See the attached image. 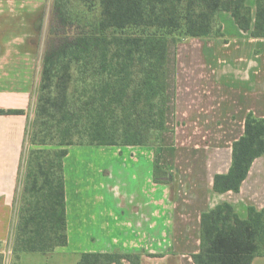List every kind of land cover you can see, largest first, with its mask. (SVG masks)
Instances as JSON below:
<instances>
[{
	"label": "crops",
	"instance_id": "obj_1",
	"mask_svg": "<svg viewBox=\"0 0 264 264\" xmlns=\"http://www.w3.org/2000/svg\"><path fill=\"white\" fill-rule=\"evenodd\" d=\"M54 2L0 0V109L23 110L0 114V264H22L32 253L50 257L53 264H78L83 252L115 251L139 253L141 264H150L147 255L156 256L147 254L149 247L161 248L160 262L153 264H194L203 212L224 201L241 218L248 217L251 206L264 208V153L252 163L239 191L213 190L215 174L231 166L233 142L243 135L247 115L264 117V37H252L230 12L220 11L224 36L186 37L195 42L178 43L172 76L168 43L165 130L175 132L176 146L187 149V154L166 157L158 153L163 147L158 144L109 146L107 171L98 180L96 162L87 165L89 158L82 157V165L74 168L69 148L64 158L68 244L50 253L22 252L16 258L14 243L30 151L26 132L36 112L44 57L37 39L45 34L44 13ZM246 3L254 21L256 0ZM191 47L212 54L205 67H198L182 84L186 68L181 72L180 68L187 66L182 51ZM228 84L236 106H209L211 97L226 99ZM156 168L162 181L154 179ZM168 173L172 178L163 181ZM55 255L61 261H55ZM252 264H264V257H256Z\"/></svg>",
	"mask_w": 264,
	"mask_h": 264
},
{
	"label": "trees",
	"instance_id": "obj_2",
	"mask_svg": "<svg viewBox=\"0 0 264 264\" xmlns=\"http://www.w3.org/2000/svg\"><path fill=\"white\" fill-rule=\"evenodd\" d=\"M99 1L94 21L98 34L74 25L71 0L54 2L14 243L16 258L22 252L50 253L68 244L64 158L70 146L157 143L153 139L164 132L168 109L164 31L222 37L218 14L228 11L243 31L264 37V0H256L254 21L246 0ZM132 27L143 32L108 33ZM18 113L23 110L0 109V114ZM263 153L264 117L249 113L243 135L233 142L231 166L215 174L213 190L239 191ZM157 169L154 179L159 182ZM256 257H264V208L251 206L248 217L241 218L224 201L202 213L194 264H252ZM125 262L141 264V255L83 252L78 264Z\"/></svg>",
	"mask_w": 264,
	"mask_h": 264
},
{
	"label": "rangeland",
	"instance_id": "obj_3",
	"mask_svg": "<svg viewBox=\"0 0 264 264\" xmlns=\"http://www.w3.org/2000/svg\"><path fill=\"white\" fill-rule=\"evenodd\" d=\"M55 7H56L55 3L48 4V6H47L48 10L44 13V18L46 17V19L44 20V23L46 24L45 34H43V36H40V40H39V38L37 39V41L40 42L41 45L44 47V53H45V48H46V45L48 42L49 26H50L51 20L53 21V19H54V14L56 13ZM70 13L74 18V21H75L74 25L76 27H77V25H80L81 30H84V31L89 32V33H95V34L100 33L99 29L96 27V23L94 22L95 19H97V15L100 14V1L99 0H71ZM74 30H75V28H74ZM58 32H59V34H62V31L59 30ZM142 32H143L142 29L135 28V27L126 28V29H122V30L111 29L108 31L109 34L110 33H113V34H134V33L135 34H141ZM164 32H165V35L167 36V42L169 43V48H170V51H169V53H170V56H169L170 57V66H171L170 67V73L172 76V74H173L172 62L176 58L178 43H187V42H195V41H194V39L192 40L191 38L186 39V37H183L178 32H173L171 34H169L167 31H164ZM19 37L22 38V36H20V35H19ZM49 38H50V36H49ZM187 49H184L182 51V55L185 56L182 58V60H184V63L187 64V66L184 67L182 65L180 68V72L182 71L183 68H186V70L182 71V73H183L182 74V76H183L182 84H186L187 79H189V78L192 79V76L195 75L198 67L199 68L202 67V69H203V67H205L204 61L207 62L206 59L209 58V54H212L211 51L207 50L206 48H202V47L196 48V49L191 47L190 50H187ZM43 59H44V57H43ZM187 70H188V72H187ZM171 85H172V83L170 84V86ZM184 92H185V89L182 92V95L184 94ZM186 94H187V92H186ZM234 96H235V93L232 90L231 86L228 84L226 99L222 100L219 98H212L211 97L208 99V105L209 106L213 105V103H220V104L223 103V105L227 106V107L236 106L235 105V98H233ZM251 101H254V100H251ZM35 116L32 119V121L28 124V127H27L25 143L27 146L26 149L28 151L32 147V144L30 142V138L32 135ZM174 134H175V132L170 131V128H168L163 133H161L160 135L155 136V138L153 139V142L157 141L156 144H158L160 146L163 145V147L159 148L158 153L163 154L166 157H171V158H173L176 153H181L183 155L187 154V149H183V148L179 149L176 146ZM126 146H130V145H126ZM131 146H135V145H131ZM69 148H72V151H71L72 158L75 160V162H73L71 164L74 168L78 167L77 164L82 165L79 162V160H80L79 158L88 157L89 160H88L87 165H90V163H93V165H95L94 162H96L97 173L99 172V176L97 175L98 180L101 178V174L103 172L105 173L107 171V169H106L107 162H105V161L111 155V149L109 146L80 145V146H73V147L70 146ZM26 153H28V152H26ZM89 161H91V162L89 163ZM88 169H91V168L89 167ZM92 171H95V166H93ZM74 172H75V170H74ZM170 174L171 173L166 174L164 181H168V179L170 180V177L172 178V175H170ZM163 245H165V244H162V246ZM160 249H156L155 247H149L148 248L147 254H155L153 256H156V257H152V256L147 255V259H148L150 264H153L155 262H160V259H159L160 255H161ZM148 256H149V258H148ZM27 258H29V259H25L22 264H53V263H56V262H52V259L50 257H46V256H44L42 254H38V253H36V254L32 253V254L28 255ZM58 258L55 255V257L53 259H55V261H61ZM14 261L16 262L17 259L15 258Z\"/></svg>",
	"mask_w": 264,
	"mask_h": 264
}]
</instances>
